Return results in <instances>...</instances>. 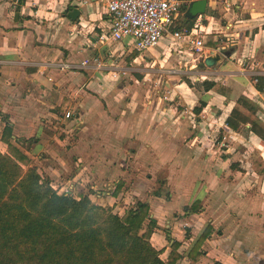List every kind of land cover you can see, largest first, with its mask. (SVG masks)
<instances>
[{
  "label": "crops",
  "instance_id": "obj_1",
  "mask_svg": "<svg viewBox=\"0 0 264 264\" xmlns=\"http://www.w3.org/2000/svg\"><path fill=\"white\" fill-rule=\"evenodd\" d=\"M193 1L185 0L186 10L176 23ZM207 1L206 16L188 28L194 25L192 36L200 34L204 41L203 61L207 51L223 56L204 74L205 81L220 83L226 91L197 93L188 87L187 97L177 95L187 106L183 110L163 101L145 109L125 108L126 119L113 123L118 137L105 144L101 137L84 134L98 119L99 108L83 95L80 87L88 80L76 71L78 63L92 59L89 54L105 48L99 43L109 24L104 5L94 0H0V149L9 152L1 142L9 124L12 146L56 182L79 185V195L89 180L99 187L117 181L125 202L148 204L157 222L151 243L162 256L168 257L173 240L180 243L177 264L191 263L188 253L207 227L211 233L199 264H264V142L250 131L248 136L255 137H233L227 147L222 137L217 142L214 137L227 130L240 96L254 91L264 97L253 82L264 76V0ZM70 5L82 11L77 21L68 17ZM64 63L73 69L58 68ZM110 77L111 72L103 79ZM201 102L207 106L198 114L194 108ZM68 110L75 119L62 117ZM258 110L257 105L253 113ZM62 121L68 125L54 133ZM69 126L74 134L66 137ZM111 153L131 160L108 165L104 159ZM163 182L167 193L157 189Z\"/></svg>",
  "mask_w": 264,
  "mask_h": 264
},
{
  "label": "trees",
  "instance_id": "obj_2",
  "mask_svg": "<svg viewBox=\"0 0 264 264\" xmlns=\"http://www.w3.org/2000/svg\"><path fill=\"white\" fill-rule=\"evenodd\" d=\"M18 3L22 4V0ZM185 10L183 6L182 12ZM185 20L188 25L196 19ZM193 26L184 31L190 32ZM206 46L213 48L210 44ZM138 57L135 51L130 54V61ZM253 82L264 96V76H255ZM183 83L194 88L191 81ZM198 85L206 92L226 91L214 81H202ZM206 106L201 102L194 111L200 114ZM66 107L68 104L63 110ZM256 109L257 104L245 95L240 96L226 121V129L237 132L241 126H248L264 142V123L254 117ZM12 140L13 127L7 124L1 142L9 146V152H0V264H177L181 258L180 243L173 240L172 250L165 259L162 251L151 243L157 222L151 217L148 204L138 203L120 218L88 196L75 197L54 190L38 170L24 169L28 159L12 146ZM260 161L256 165H261ZM210 233L207 227L194 243L188 253L190 264H199L202 246Z\"/></svg>",
  "mask_w": 264,
  "mask_h": 264
},
{
  "label": "rangeland",
  "instance_id": "obj_3",
  "mask_svg": "<svg viewBox=\"0 0 264 264\" xmlns=\"http://www.w3.org/2000/svg\"><path fill=\"white\" fill-rule=\"evenodd\" d=\"M180 19V22L175 24L174 30L184 31L188 28L189 24H186L184 16H181ZM100 45L103 47L102 44ZM130 46L132 48V45ZM110 51L112 53H110ZM93 53L94 54L91 53V55L89 54L92 59H87L85 61L89 66L84 68V66H82L84 60H82L78 63L80 68L78 69L76 67V71L81 72L88 80L86 85L83 84L80 87L84 90L83 95L86 96L88 94L87 97L91 99L92 103H97L99 108L97 114L98 119L90 126V129L89 127L85 129L84 134L86 137H92L93 135L101 137V141L105 144L109 137H118L119 133L117 130H119V128H115L113 123H120L122 118H125L123 112L125 108L137 109V107H141V109H145L152 103H161V101H163L164 105H168L174 109H187L184 100L177 95L187 97L189 95L187 92L189 85L185 83L182 87L178 86L181 85L183 81H191L195 92L200 93L202 92V89L198 83L208 79L205 78L204 73L206 66L204 65L203 58H201L204 51H198L190 45H177L174 49L170 47L168 37H165L161 41L159 48L152 51H146L142 57L139 56V59L137 58L133 61H130L129 50H125V48L117 43H109L104 49H101L100 51L97 50ZM110 72L111 77L108 78L107 81L104 80L103 76ZM91 81H93V83L88 88L87 85ZM247 95L250 100L257 103L259 107V110L253 113L254 117L263 118V121H261L264 123V99H262L264 97L258 96L254 91H249ZM81 98L79 97L80 102ZM71 119H75V112H72ZM67 125L68 124L66 123L65 125L63 121L57 124L54 133L61 132V128L63 131ZM65 130L66 137L73 136V127L69 126ZM69 131L72 132L70 133ZM227 131L228 130H222L216 132L214 136L217 137L216 142L218 141V137H222L223 147L230 146V143L234 140L233 137H255L251 135L248 136L249 129L245 126H241L237 133ZM35 139L36 138H32L31 141L33 142ZM1 149L0 152L3 151ZM26 157L29 162L27 163L28 165L25 166V170L29 168L38 170V174L41 178L44 181H49L50 186L53 185L59 191L62 187L69 189L67 188L68 185H70L69 183L56 182L57 179H51L46 175L43 168L38 165L36 160H33L28 156ZM101 159L102 158L99 157V160ZM104 160H106L108 165H117L121 162L120 165H123V163L131 160V157L127 155L118 158L111 153L110 157ZM101 161L103 162V159ZM89 181L87 185L84 184V187H82L84 188V191L81 193L88 196L96 204L110 208L112 213L120 218L125 217L129 209L136 207L138 204L136 203V205H134L128 203V201H126L127 203L125 202V193H123L121 189L118 190L120 185H118L117 181L109 182L107 185H101L100 187L97 186L94 181ZM78 186L79 185L74 187L71 191V194L75 197L79 195ZM109 188L112 189L113 193L118 194L115 195L116 199L113 197L106 199L105 195H103V193L107 192ZM157 189L160 192L167 193L165 182H163L162 185L158 184ZM99 194H101L104 203L97 199L96 196ZM162 258L165 259L166 257L162 256Z\"/></svg>",
  "mask_w": 264,
  "mask_h": 264
},
{
  "label": "built area",
  "instance_id": "obj_4",
  "mask_svg": "<svg viewBox=\"0 0 264 264\" xmlns=\"http://www.w3.org/2000/svg\"><path fill=\"white\" fill-rule=\"evenodd\" d=\"M104 5L105 13L109 16L107 28L102 30L99 43L107 46L109 43L120 44L129 53L137 51L142 57L144 52L152 51L160 47L161 41L168 37L170 47L190 45L198 51L205 48L201 35L192 36V32L174 31L185 0H94ZM192 36L189 40L187 37ZM132 45V48L131 46ZM139 59V58H138ZM85 65V66H84ZM62 70L73 69V65L64 63L58 65ZM82 66H88L87 62ZM73 110H68L62 117L66 120L72 118ZM54 190H58L51 185ZM73 185L62 187L60 191L71 194ZM94 191V190H93ZM97 192V191H95ZM105 198H115L112 189L104 192ZM103 202L101 194L96 196Z\"/></svg>",
  "mask_w": 264,
  "mask_h": 264
},
{
  "label": "water",
  "instance_id": "obj_5",
  "mask_svg": "<svg viewBox=\"0 0 264 264\" xmlns=\"http://www.w3.org/2000/svg\"><path fill=\"white\" fill-rule=\"evenodd\" d=\"M207 6H208L207 0L193 1L190 3L189 7L187 8L185 17L188 20H194L197 19L198 17H205L207 13ZM81 12L82 11L78 7H76L70 13H68V17L72 21H77L81 16ZM224 55L229 56L230 53L226 52ZM222 58L223 56L215 51H207L206 58L204 60V65L208 68H214L221 61Z\"/></svg>",
  "mask_w": 264,
  "mask_h": 264
}]
</instances>
